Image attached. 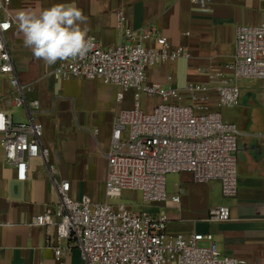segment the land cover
I'll return each instance as SVG.
<instances>
[{"label":"built area","instance_id":"2783aa9c","mask_svg":"<svg viewBox=\"0 0 264 264\" xmlns=\"http://www.w3.org/2000/svg\"><path fill=\"white\" fill-rule=\"evenodd\" d=\"M199 4L201 0H185ZM11 0H0V75L7 76L13 93L0 99V152L12 166L19 181L29 177L34 159L48 161L49 149L41 144L44 127L36 119L38 100H28L31 85L22 84L15 72L6 33L14 25L9 10ZM120 43L104 48L94 37V48L83 60L58 62L52 71L56 80H99L119 88L117 101L133 92L134 107L122 110L113 123L105 200L93 201L88 195L71 196V183L58 180L51 169L59 201L53 210L36 216L34 224L54 228L48 242L59 264L67 251L77 250L84 264H247L245 260L223 255L212 234H169L170 216L165 211L152 214L134 211L126 205H112L109 199L125 191L140 192L145 204L168 199L166 177L190 173L194 182L221 183L225 198L238 193V137L235 124L224 122L221 110L240 105L243 79L264 84V14L257 25L237 27L232 60L222 68L211 69L203 82H189L182 88L149 83L146 71L165 63L188 59L189 52L173 47L151 23L133 30L124 18L118 22ZM152 40L155 47L144 46ZM172 80V77H168ZM156 98L151 111L141 110V97ZM24 108L26 120L15 122L12 113L1 108ZM97 131H95V134ZM259 141L264 134H255ZM180 202V194L171 197ZM227 206L209 211L207 220L226 222ZM67 242L66 248L60 246Z\"/></svg>","mask_w":264,"mask_h":264},{"label":"crops","instance_id":"0c3cea01","mask_svg":"<svg viewBox=\"0 0 264 264\" xmlns=\"http://www.w3.org/2000/svg\"><path fill=\"white\" fill-rule=\"evenodd\" d=\"M55 3H74L82 9L88 18V35L104 48L120 43L118 22L122 18L133 30L153 24L173 47L185 48L190 54L188 59L147 69L149 83L173 88L206 81L211 69L230 62L237 27L257 25L264 14V0H201L199 4L185 0H11L14 25L5 37L19 81L31 85L28 100L40 103L36 119L44 127L41 144L49 149V156L47 162L32 160L28 179L19 181L0 152V264H59L52 248L57 243L48 242L49 235L55 234L54 228L33 223L36 216L53 210L59 201L51 169L56 179L71 183L72 198L88 195L95 202L104 201L106 154L113 123L120 111L134 107L133 92H126L118 102L120 90L114 85L99 80H56L52 75L55 65L46 66L24 47L17 12L40 11ZM144 46L156 44L149 40ZM13 91L7 76L0 75V99ZM1 108L13 112L5 104ZM241 114L237 196L215 199L208 186L215 181L199 184L190 173H178L170 174L177 183L170 191L166 184L168 199L162 205L170 212L169 230H190L184 235L210 233L223 255L247 264H264V158L252 157L249 149L255 140L253 135L264 134V114L259 116L247 107ZM256 140L259 146L264 145V140ZM176 194H180L179 203L171 201ZM219 206L229 207L230 220L206 221L209 211ZM60 246L66 248L67 242ZM79 258V252L72 250L63 254L61 261L78 264Z\"/></svg>","mask_w":264,"mask_h":264},{"label":"clouds","instance_id":"9594fccd","mask_svg":"<svg viewBox=\"0 0 264 264\" xmlns=\"http://www.w3.org/2000/svg\"><path fill=\"white\" fill-rule=\"evenodd\" d=\"M16 20L24 47L46 66L83 60L94 48L88 18L74 3H55L40 11L21 9Z\"/></svg>","mask_w":264,"mask_h":264},{"label":"rangeland","instance_id":"374dc122","mask_svg":"<svg viewBox=\"0 0 264 264\" xmlns=\"http://www.w3.org/2000/svg\"><path fill=\"white\" fill-rule=\"evenodd\" d=\"M260 84H261L260 81L255 79H243L240 81L241 107L237 106L231 109H226V108L222 109L221 113L224 122L236 124L238 129H241L240 123L244 115L241 114V110L244 107H247L248 109H250V111L257 113L259 116H262V114H264V87L261 86ZM157 102L158 101L156 98H148L143 95L141 97V110L147 113L151 111L153 105H155ZM12 111L15 122H24L26 120L25 118L26 112L24 108L12 109ZM241 138H243L242 135L238 137V141H237L238 144H240L242 140ZM176 183L177 180L173 179V175L170 174L167 175L166 184L168 191L174 188ZM208 186H209V190L211 191V194L214 196L215 199L218 200L225 199V197L222 194L221 184L219 181L212 182ZM108 201L110 204L115 206L126 205L128 207H131L134 211L148 210L152 214L153 213L157 214L160 211H165L167 214L169 212L164 208L162 203L152 204V205L145 204L142 198V194L140 192L125 191L123 192L121 197L116 199H109ZM189 231H186L183 228H175L170 230L168 229V233L173 235L180 233L182 234L189 233ZM78 264H84L81 257L79 258Z\"/></svg>","mask_w":264,"mask_h":264},{"label":"water","instance_id":"95a60500","mask_svg":"<svg viewBox=\"0 0 264 264\" xmlns=\"http://www.w3.org/2000/svg\"><path fill=\"white\" fill-rule=\"evenodd\" d=\"M254 139V143L249 148L251 149V155L254 158L262 159L264 158V145L259 146V144L257 143L258 141L256 140L257 138L254 137Z\"/></svg>","mask_w":264,"mask_h":264}]
</instances>
